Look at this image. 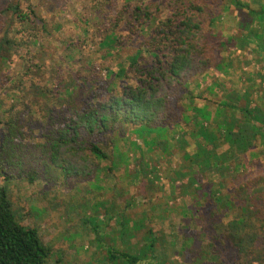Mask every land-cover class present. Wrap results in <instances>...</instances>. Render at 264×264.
Returning <instances> with one entry per match:
<instances>
[{
  "label": "trees",
  "instance_id": "obj_1",
  "mask_svg": "<svg viewBox=\"0 0 264 264\" xmlns=\"http://www.w3.org/2000/svg\"><path fill=\"white\" fill-rule=\"evenodd\" d=\"M113 1L102 2L105 7H91L89 16L79 21L84 24V34L89 33L88 24H98L96 46L107 56L130 49L129 56L119 63L117 72L104 70V91L95 93V82L93 85L79 76L81 83L71 76L65 88L54 94L51 104H43L46 109L40 111L42 120L37 122L42 141L36 145L24 142L25 133L18 121H8L0 143V174L9 181L10 170L22 167L38 148L47 168L62 179L91 182L96 180L95 172L101 164L111 162L120 152L128 157L129 151L136 156L139 153L137 161L147 164L141 144L135 141L147 137L145 146L162 151L164 158L167 152L171 156L170 151H181L187 170L178 176L186 183L176 190L195 197L197 213L204 202L211 200L209 228L205 227L210 250L198 253L197 264H264V176L251 174L255 159L247 160L249 153L264 147V7H254L255 2L250 4V0H228V7L235 5L243 19L236 32L221 44L222 50H250L259 69L242 71V88L226 91L213 114L208 104L198 107L190 98L180 122H175L174 92L193 96L188 88L193 76L214 69L225 77L233 66L227 58H217L204 39V25L211 14L209 5L205 0H170L163 3L168 4L169 14L162 19L157 2L122 0L112 21L105 25L107 6ZM27 2L13 1L0 10V16L25 29L38 24L48 32L49 26L31 6L23 9L22 4ZM60 30L58 25L56 31ZM135 35L142 39L139 45H130L131 40L124 42ZM84 43L87 45L80 40L73 42L72 52H81ZM86 64L93 66L91 59H86ZM129 76L131 82L125 81ZM213 85L209 87L212 93ZM174 131L178 132L176 143L169 138ZM106 137L130 141L131 150L121 151L112 141L109 154L102 148ZM188 137L194 146L190 152ZM37 176L36 172L28 174L31 183ZM9 184L0 187V264H48L51 251L36 227L23 224ZM109 212H105V222L109 227L115 219L113 231L103 234L94 228L95 243L104 252L107 264H174L169 250L182 254L190 249L185 240L177 251L174 242L167 245L152 229L144 231L124 210H114L113 215ZM133 239L135 243L130 244Z\"/></svg>",
  "mask_w": 264,
  "mask_h": 264
},
{
  "label": "rangeland",
  "instance_id": "obj_2",
  "mask_svg": "<svg viewBox=\"0 0 264 264\" xmlns=\"http://www.w3.org/2000/svg\"><path fill=\"white\" fill-rule=\"evenodd\" d=\"M13 1L15 0H0V10ZM138 1L159 3L162 19L169 14L168 4L163 3L170 0ZM205 1L211 14L204 25V39L212 45L217 58H227L233 62V66L229 69L230 74L225 77L214 69L193 76L188 86L193 96H182V93L174 92L172 106L175 122H180L184 106L189 103L190 98L198 107L208 104L213 114L215 106L226 91H238L242 88V71L259 69L250 50L229 51L230 47H224V50L221 48V44L226 43L236 32L243 19L235 5L228 7V0ZM252 1L255 2L254 7H264V0H250V4ZM102 2L105 0H28L22 4L23 9L31 6L44 19L49 26L45 33L38 24L34 27L26 26L25 29L0 16V143L6 131V123L10 120L21 124L25 133L24 142L28 146L41 142L37 122L42 120L40 111L46 109L43 104L50 105L54 94L62 87L65 88L71 76L79 82L78 77L81 76L93 85L96 83L95 93L104 91L101 87L102 82L107 81L104 70L117 72L119 63L127 59L130 49L114 51L113 56H107L105 50L96 46L99 39L95 35L99 28L97 23L91 27L88 24L89 33L84 34V24L81 25L79 19L89 16L91 7L97 4L105 7ZM122 4V0H114L107 6L110 8L105 13V25L112 21L115 11ZM58 25L61 27L59 32L56 31ZM130 37L124 42L131 40L130 45L140 44L141 38L137 35ZM78 40L87 42V45L84 43L81 52L75 54L70 45ZM86 59H91L93 66L86 64ZM73 63H76L74 67ZM242 63L246 64L242 67ZM125 81L131 82V77ZM57 85L59 88L56 89ZM212 85L215 87L213 93L209 90ZM180 97L181 99L176 100ZM177 133L174 131L169 134L174 143ZM188 139L190 144L187 150L193 151V142L189 137ZM147 140V137L135 138L142 146L147 164L140 165V161H137L140 159L139 153L136 156V153L129 151L128 157L120 152L121 154L112 157L111 162L101 164L95 172L96 180L91 182L62 179L51 168H47L46 158L38 148L33 149L34 154L28 155L22 167L10 170L9 181L0 174V187L10 182L11 198L23 224L36 227L50 249L48 264H107L104 252L95 243L94 228L103 234L112 232L116 226L115 219L108 227L105 212L109 210L113 215V211L118 209L126 211L134 222L142 225L144 231L152 229L163 237L167 245L174 242L177 251L186 240L190 249L182 254L169 250L170 262L174 264H197L198 253L210 250V239L206 236L205 227L209 228L211 200L204 202L197 213L195 197L190 196L192 194L181 195L176 190L186 183L185 179L178 176L179 172L187 170L181 151H170L169 153L173 152L171 156L167 152L164 158L162 151H152L145 146ZM104 141L102 148L109 151V154L113 149L112 141L116 142L121 151L130 148L129 140L127 142L106 137ZM252 159L255 161L250 173L264 176V147L259 146L247 155L248 161ZM31 172L38 175L32 183L28 178ZM105 237L109 242V238ZM133 243L134 239L130 244ZM227 258L232 263L233 260Z\"/></svg>",
  "mask_w": 264,
  "mask_h": 264
}]
</instances>
